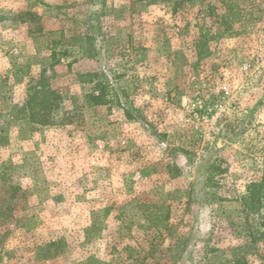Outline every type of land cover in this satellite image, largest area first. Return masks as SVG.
Here are the masks:
<instances>
[{
  "label": "rangeland",
  "instance_id": "374dc122",
  "mask_svg": "<svg viewBox=\"0 0 264 264\" xmlns=\"http://www.w3.org/2000/svg\"><path fill=\"white\" fill-rule=\"evenodd\" d=\"M0 264H264V0H0Z\"/></svg>",
  "mask_w": 264,
  "mask_h": 264
},
{
  "label": "trees",
  "instance_id": "16d2710c",
  "mask_svg": "<svg viewBox=\"0 0 264 264\" xmlns=\"http://www.w3.org/2000/svg\"><path fill=\"white\" fill-rule=\"evenodd\" d=\"M106 95V85L100 84L98 93H93L88 97L89 105L92 107L104 105L106 103ZM60 99L58 93L51 89L42 74L37 88H34V93L27 97L23 113L33 123L49 124L53 111L59 107ZM169 217V214H166L165 219L167 220ZM158 218L159 216L156 214L155 219Z\"/></svg>",
  "mask_w": 264,
  "mask_h": 264
}]
</instances>
